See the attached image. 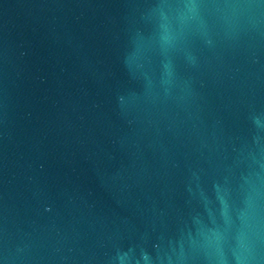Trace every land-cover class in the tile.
<instances>
[{"label": "water", "instance_id": "water-1", "mask_svg": "<svg viewBox=\"0 0 264 264\" xmlns=\"http://www.w3.org/2000/svg\"><path fill=\"white\" fill-rule=\"evenodd\" d=\"M0 264H264V0H0Z\"/></svg>", "mask_w": 264, "mask_h": 264}]
</instances>
